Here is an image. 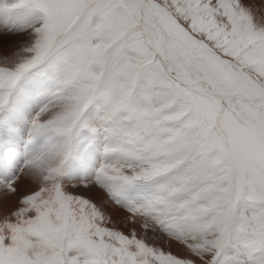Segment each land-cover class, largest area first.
I'll return each mask as SVG.
<instances>
[{
  "label": "snow or ice",
  "instance_id": "obj_1",
  "mask_svg": "<svg viewBox=\"0 0 264 264\" xmlns=\"http://www.w3.org/2000/svg\"><path fill=\"white\" fill-rule=\"evenodd\" d=\"M0 264H264V0H0Z\"/></svg>",
  "mask_w": 264,
  "mask_h": 264
}]
</instances>
